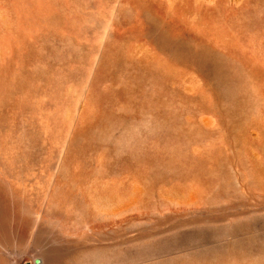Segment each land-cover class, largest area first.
Here are the masks:
<instances>
[{
	"label": "rangeland",
	"instance_id": "374dc122",
	"mask_svg": "<svg viewBox=\"0 0 264 264\" xmlns=\"http://www.w3.org/2000/svg\"><path fill=\"white\" fill-rule=\"evenodd\" d=\"M0 264H264V0H0Z\"/></svg>",
	"mask_w": 264,
	"mask_h": 264
}]
</instances>
